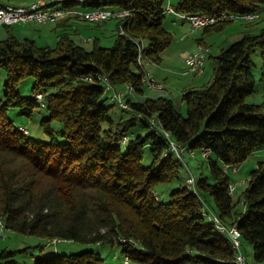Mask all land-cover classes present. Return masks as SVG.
Wrapping results in <instances>:
<instances>
[{
    "label": "trees",
    "instance_id": "1",
    "mask_svg": "<svg viewBox=\"0 0 264 264\" xmlns=\"http://www.w3.org/2000/svg\"><path fill=\"white\" fill-rule=\"evenodd\" d=\"M166 3H63L127 10V15L114 19L111 46L93 38L92 46L85 48L66 33L54 45L39 46L31 38L15 36L10 25L3 26L7 36L0 39V69L7 79L0 97V222L4 228L49 240L118 244L124 260L128 258L126 264H238L239 252L229 231L217 226L230 225L238 230L240 244V238L252 244L254 260L264 262V160L249 170L236 201L235 189L228 192L234 181L226 171V166L236 165L231 169L236 172L264 146V74L262 101H246L255 92L252 55L260 49L264 58V24L257 33L246 30L218 54L209 55L211 82L182 93L183 115L167 95L145 96L142 82L146 64L159 63L161 52L173 41L163 25ZM6 4L11 3L0 1V7ZM174 8L178 13L257 14L250 20H221L202 28L217 32L236 20L249 24L260 17L264 0H178ZM29 76L34 80L31 93L23 96L17 85ZM104 77L115 90L124 84L133 88V97L124 95L128 109L122 108L130 118L110 115ZM9 106H17L26 116L45 107L48 115L40 124L48 140L34 139L26 127L14 125L6 116ZM153 116L161 134L150 128ZM54 121L60 123L57 135ZM136 122L149 132H129ZM170 141L184 144L192 153L178 157L169 152ZM147 145L152 159L143 166ZM196 149L206 156L208 173L196 179L191 172L190 187L186 173L168 201L159 200L156 185L178 179L181 168L186 172L185 161L196 156ZM205 194L213 198L217 213L208 207ZM238 203L243 206L239 211ZM7 255L14 251L2 250L0 259ZM33 264L105 262L99 251L84 250L49 252L36 256Z\"/></svg>",
    "mask_w": 264,
    "mask_h": 264
},
{
    "label": "rangeland",
    "instance_id": "2",
    "mask_svg": "<svg viewBox=\"0 0 264 264\" xmlns=\"http://www.w3.org/2000/svg\"><path fill=\"white\" fill-rule=\"evenodd\" d=\"M11 4L16 5H22L26 3H22L23 0H8ZM63 16H72L70 14L68 15H61L58 17L55 21L60 19ZM242 20V19H241ZM54 22V21H53ZM246 22V21H245ZM244 21L236 20L233 23L229 24L226 28L231 27L232 25H237L239 28H246L252 33H257L259 29L264 24V9L260 13V17H256L249 24H246ZM32 22H29L27 24H30ZM115 23L116 20H99V21H85L82 18H78L77 20H74V22L67 24L63 27L57 26L56 30L59 33L57 37H59L62 34H68L74 40L83 45L85 48H90L92 46L91 40L93 38H99L100 44L102 46H111L115 39L116 29H115ZM244 23V24H243ZM33 25V24H31ZM28 26L29 29H32ZM37 25V24H35ZM39 25V24H38ZM12 31L15 35L17 34L18 29L20 28L19 24H11ZM34 29H40L39 26L34 27ZM236 34H233V32L227 31L225 32L226 37L220 36L222 39H229V43L232 41L237 40L240 38L238 35V30L236 31ZM30 35V34H28ZM7 36V32L3 26H0V39H4ZM239 36V37H238ZM31 37V35H30ZM90 38L88 42H85L86 38ZM29 38V37H28ZM212 39V38H211ZM219 38H217L218 40ZM174 40V39H173ZM213 41L216 43V41ZM35 41V40H34ZM36 44L41 46L46 43H42L41 39L36 37ZM173 43V41H172ZM228 43V44H229ZM166 58V57H165ZM167 59V58H166ZM165 61V60H164ZM252 61H253V73L255 77V92L251 96L246 97L247 102H254V103H260L262 101V80L261 76L264 74V58L261 55L260 49H256L255 52L252 55ZM167 62V61H165ZM153 65H157V63H153ZM147 66V64H146ZM183 67V65H182ZM181 67V68H182ZM185 67V65H184ZM181 68L179 70H181ZM204 71H205V77L208 80L212 73V67L210 62H206L204 65ZM149 73V72H148ZM187 76L190 78H193L195 75L191 72H187ZM186 74H177L175 80L171 79L168 80V82L173 86H170V93L172 96V101L174 108L182 113L185 114V106L182 104L181 101V94H182V88L183 86L181 84L183 77ZM157 76V75H156ZM155 81H159L154 75L151 76ZM7 76L6 72L3 69H0V97H3V91H4V82L6 81ZM188 80V79H186ZM33 77H25L21 79L17 85V89L23 96H29L31 93V87L33 84ZM207 82V81H205ZM162 83V82H161ZM208 84V83H204ZM203 84V85H204ZM202 85V86H203ZM113 93V89L106 92V95L108 96V99L105 101V105H110L109 113L112 117H121V118H130L132 115L126 110H123L121 106L118 105L117 100L114 102L110 99V94ZM48 115V111L45 107L37 108L33 111L31 116H26L19 113V108L17 106H9L6 110V116L9 120H11L14 125L19 126L22 125L26 127V129L29 132V136L34 139H40V140H48V135L46 132H44L43 127L40 124V119L42 117H45ZM52 130L55 135H57V131L60 128V123L57 121H54L51 123ZM131 133L140 132L142 135L149 132V129L146 127H141L139 122H136L134 126L130 129ZM61 139V138H60ZM63 140V139H61ZM214 157V155H211ZM251 156V155H250ZM249 156V157H250ZM248 159H255L256 155L253 154L251 158ZM152 157L149 151V146H145L143 150V155L141 159V164L143 166H146L150 163ZM188 166L191 170V172L194 174L195 178L198 179L199 177L206 175L208 173V167H207V160L206 156L201 155L200 150L196 149V156L192 159L188 160ZM231 168L226 167V171L231 175L230 170ZM244 170V169H243ZM243 170L240 172L242 173ZM250 170V169H245ZM179 178L175 179L170 182H164V183H158L156 185V192L155 195L157 198L161 201H168L169 199V193L176 189L178 186H180L182 183H184V179L186 177V172L183 168L180 169ZM240 178H246L247 173ZM237 182V188L233 192V200L236 201L239 199V196L241 194V191L243 190L244 186H239L238 181ZM205 200H207V205L209 204L211 207H208L216 212V206L214 204L213 198L205 194L204 195ZM243 208L241 203L236 204L235 209L237 211L241 210ZM217 213V212H216ZM206 219L210 220L211 214L206 213L205 215ZM0 252L2 250L7 251H14V255H7L4 258L0 259V262H5L7 264H33L34 258L36 256L45 255L49 252H54L56 254H69V253H77L84 250H93V251H99L101 256L104 258L105 264H126L124 261V254L121 252V246L118 244H96V243H83V242H77V241H71V240H49L47 238L39 237L37 235L33 234H24L15 232L13 230H9L3 227V224L0 223ZM240 249L241 252L245 255V258L247 261H249L252 264H264V262H257L253 258V249L252 244L248 241H246L243 238H240ZM194 253V252H193ZM8 260H14L15 263L8 261ZM8 261V262H6ZM190 264H199V263H190Z\"/></svg>",
    "mask_w": 264,
    "mask_h": 264
},
{
    "label": "crops",
    "instance_id": "3",
    "mask_svg": "<svg viewBox=\"0 0 264 264\" xmlns=\"http://www.w3.org/2000/svg\"><path fill=\"white\" fill-rule=\"evenodd\" d=\"M0 1L5 2V3L9 2L6 0H0ZM31 1L32 0H23L22 3H29ZM177 1L178 0H167V2H169V4H171L173 7L176 5ZM77 19H78L77 17H73V16H63L57 21L48 22V23L39 24V25L38 24L35 25L34 23H30V24L17 23L19 24L20 28L17 31L18 35H15V36H17L18 38H25V37L28 38L29 37L35 41H36V37L37 38L39 37L42 43H46L44 45H54L58 39L57 35H59V33L56 30L57 26L63 27L67 24L74 22V20H77ZM29 25H31L30 27H32V29L28 28ZM163 25L168 31L171 32L173 39H174L173 43L171 42L170 45L161 52V60L159 63H157V65H153V63H149L147 64V66H145V70H146V73L149 72L148 74H150L151 76L154 75L159 81L162 82L163 86L167 90L166 95L171 100H172V96H171L169 87L172 85L168 82V80L170 81L171 79L175 80L177 74H181V73L186 74L183 77L184 79H182V82H181V84L183 85L181 86L182 93L189 88H198L202 86L204 83H209L211 82V79H212L213 68H212V73L210 77L208 78V80L205 77L204 70L201 74L195 75L193 78H190L189 76H187L188 74L184 72L185 67H184V62H183V57L186 53L195 50L200 45H205V44L209 45L210 53L207 56L206 62L211 63V59L209 55L218 54L223 48H225L228 45L229 41H231L225 38L222 39L220 36L226 37L225 32L227 31H230V32H233V34H236L237 30L239 31L238 35L239 34L242 35V33L247 30L246 28H239L237 25L235 26L232 25L231 27L224 28L223 30L217 31V32H204L203 29L191 31L189 23L187 21L183 20L177 14L171 13V12L164 13ZM37 26H39L40 29H34V27H37ZM28 34H30L31 37ZM217 38L219 39L217 40ZM89 39H90L89 37L86 38L85 42H88ZM215 40H217L216 43L213 42ZM164 60L167 62H165ZM180 68L181 70H179ZM159 92L160 91H156V90L151 91V89L147 87L144 88L145 96L161 95L162 93L161 92L159 93ZM253 154L256 155V158L251 159V160L247 158L244 162H242L240 165L237 166L236 172H233L231 169L229 170L231 173L230 175L231 181H238V185L244 186V188L246 186L248 173H249V170H245V169H252L258 161L264 160V146L256 149L251 154V156ZM251 156L249 158H251ZM242 170L243 172L240 173ZM245 173H247L246 178H240L242 176H239V175H244ZM236 185H237V182H236ZM205 201L207 203V200ZM209 207L211 206L209 205Z\"/></svg>",
    "mask_w": 264,
    "mask_h": 264
},
{
    "label": "built area",
    "instance_id": "4",
    "mask_svg": "<svg viewBox=\"0 0 264 264\" xmlns=\"http://www.w3.org/2000/svg\"><path fill=\"white\" fill-rule=\"evenodd\" d=\"M84 2V0H83ZM33 7H41V8H50V15H31V8ZM166 12H177L175 8L167 2L164 6V13ZM72 15L73 17L81 18V17H105L106 19L109 18V16L113 14H122L124 17V8L122 9H114L112 11H103L101 9L96 8H66V6H59L57 4V0H41L38 4H30L27 3L26 6H6V10L4 12H0V26L4 25H11L16 23H23L25 18H32V21L34 24H44L46 23V20L49 18L58 17L60 15ZM183 14H189V26L192 31V27L196 24L201 23H207L212 20L214 17H221V20H230V18H239V17H247V16H254L257 14L253 13H247V14H239V13H227L222 12L219 15H208L204 13H183ZM206 49H209L210 53V47L209 45H206ZM138 59L139 58V52H138ZM207 58H201V52H188L183 57V62L185 65L184 72H191L194 74H201L203 72V62L206 61ZM142 61V60H140ZM193 62H201V70H193ZM145 61H142V67H144ZM147 81H155L150 74L147 73V75H143L142 82L144 84V87H147ZM107 87V91L112 90L113 88H110L109 82L107 81V84L105 85ZM159 87H164L162 83H159ZM151 89V88H149ZM118 93L119 89L115 90L113 89V93L111 94V99H117L118 100ZM41 98V93L36 94ZM164 95V94H161ZM118 102L123 106L122 101L118 100ZM124 108L128 109V106H123ZM150 123V128H154L153 123H151L150 120H148ZM156 129V133H159L158 128ZM126 141V140H124ZM201 149L205 150V147H201ZM169 152H176L179 153L181 158L185 159L184 156V144H178L175 142H170V148ZM186 165V173L189 178V185L193 186L192 184V175L191 171L188 168V161H185ZM227 167V166H226ZM229 168L233 169L236 167V165L228 166ZM227 167V168H228ZM236 185V182H231L228 187V192L231 194L232 188ZM210 213V211H209ZM211 214V213H210ZM212 215V214H211ZM213 217V216H212ZM218 224V223H217ZM220 228H223L225 231H229L230 237L232 239H236L238 245H239V256L238 258L241 259L243 264H247L245 261V255L241 252L240 249V243L238 241V237L233 233L232 229H230V225H221L218 224ZM1 235V234H0ZM53 241H56L54 239ZM125 262H128V258L126 257Z\"/></svg>",
    "mask_w": 264,
    "mask_h": 264
},
{
    "label": "bare ground",
    "instance_id": "5",
    "mask_svg": "<svg viewBox=\"0 0 264 264\" xmlns=\"http://www.w3.org/2000/svg\"><path fill=\"white\" fill-rule=\"evenodd\" d=\"M85 1V0H84ZM105 1H109V0H105ZM41 0H33L30 2V4H38L40 3ZM65 2H76V3H82L83 0H57V4L59 6H64L63 3ZM6 6H26V4H23V5H13V4H6L4 6H1L0 7V12H4L6 10ZM66 8H76L75 6H72V7H67ZM96 9H101L103 11H112L114 10L115 8H96ZM172 13H175L177 14L179 17H181L183 20L185 21H189V14H183V13H178V12H172ZM128 14V11L124 9V16ZM31 15H50V8H41V7H33L31 8ZM61 16V15H60ZM58 16V17H60ZM123 15L122 14H113L111 16H109L108 19H106L105 17H81L83 20L85 21H90V22H94V21H99V20H111V19H115V18H119V17H122ZM256 16V15H254ZM254 16H247V17H239V18H230V19H242V20H250L251 18H253ZM58 17H54V18H49L46 20V23L48 22H53L55 21ZM256 18V17H255ZM217 21H221V17H214L212 18L211 21L207 22V23H201V24H196L192 27V31H196V30H199V29H202L203 27L209 25V24H213ZM29 22H32V18H25V20L23 21V23H29ZM121 32H123V30L121 29ZM191 52H201V58H207L208 54H209V49H206V44L205 45H200L199 47H197L195 50L191 51ZM139 62L141 63V55H139ZM206 62V61H205ZM205 62H203V70H204V65H205ZM193 70H201V62H193ZM144 75H147L146 73V70L144 68ZM155 79V78H154ZM107 84V79L106 77L103 78V83ZM109 82V81H108ZM104 84V86L106 85ZM110 85V83H109ZM110 88H111V85H110ZM147 88H151V91L153 90H156V91H160L162 94L166 95L167 94V90L165 89V87H159V82L157 81H147ZM105 90H107V87H105ZM159 92V93H160ZM128 94L130 97H133L134 95V91H133V88L128 85V84H124L122 88L119 89V93H118V100H121L122 101V104L123 106H128L127 105V102L124 98V95L125 94ZM37 97H39L37 95ZM114 100V99H113ZM117 100V99H115ZM117 100V103L122 107L124 108ZM150 121L151 123H153L154 125V128H158L160 126V123L158 121V119H156L154 116L150 118ZM20 129L22 130H25L23 127H20ZM156 130V129H154ZM27 132V131H26ZM165 135L168 136V133L166 131H164ZM127 139V136L125 135L124 138H123V141ZM170 142H174V141H170ZM170 148V147H169ZM186 152H189V153H192V151L190 149H187L186 146H184V153ZM175 153L178 157H181L179 153H176V152H173ZM192 183H193V177H192ZM187 185L190 187L191 185H189V178L187 179ZM235 188V186L232 188V190ZM1 223V222H0ZM2 224V223H1ZM218 228H220L219 225H217ZM4 227V226H3ZM220 229H223V228H220ZM232 231L233 233L238 237V241H239V232L238 230L233 227L232 228ZM233 246L235 249H238L237 251L239 252V245L236 241V239H233ZM239 256V253H237V256H236V261L238 264H243L241 259L238 258ZM246 261V259H245Z\"/></svg>",
    "mask_w": 264,
    "mask_h": 264
}]
</instances>
